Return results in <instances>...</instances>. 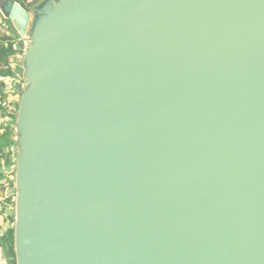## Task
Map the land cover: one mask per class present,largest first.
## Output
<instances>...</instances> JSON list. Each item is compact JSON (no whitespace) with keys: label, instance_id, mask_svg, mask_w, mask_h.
I'll list each match as a JSON object with an SVG mask.
<instances>
[{"label":"water","instance_id":"1","mask_svg":"<svg viewBox=\"0 0 264 264\" xmlns=\"http://www.w3.org/2000/svg\"><path fill=\"white\" fill-rule=\"evenodd\" d=\"M23 51L16 264H264V0H0Z\"/></svg>","mask_w":264,"mask_h":264},{"label":"trees","instance_id":"2","mask_svg":"<svg viewBox=\"0 0 264 264\" xmlns=\"http://www.w3.org/2000/svg\"><path fill=\"white\" fill-rule=\"evenodd\" d=\"M1 27V24H0ZM19 50L15 47V43L11 42V37L8 36L3 30L0 29V119L6 118L0 125V161L6 168H12L11 185L14 184L15 165H16V111H9L8 105V92L6 90L5 78L15 75V70L11 66L16 61V55ZM16 108L18 104L15 105ZM13 203L14 198L10 197L6 200ZM8 221L13 224L5 234L0 236V242L4 252L8 258L9 264H16L15 251H14V217L8 216Z\"/></svg>","mask_w":264,"mask_h":264},{"label":"crops","instance_id":"3","mask_svg":"<svg viewBox=\"0 0 264 264\" xmlns=\"http://www.w3.org/2000/svg\"><path fill=\"white\" fill-rule=\"evenodd\" d=\"M0 22L6 24L7 32L15 39L19 40V35L18 32L13 25V23L10 20H7L4 15L0 12ZM21 87H19L20 89ZM18 86L15 87V93H19ZM21 91V89H20ZM13 93V94H15ZM11 93L8 94V101L12 105H16L19 103L16 99L11 98ZM6 120V118H1L0 119V125L2 121ZM17 156V154H16ZM13 169L11 168H6L3 165V162L0 161V236L5 234L9 228L13 226L10 221H8L7 217L8 216H13L15 214V203H9L6 200L10 198L11 196H3L4 191L2 187H10L11 186V180H13V176L11 175ZM0 264H9L8 258L4 252V249L2 247V244L0 242Z\"/></svg>","mask_w":264,"mask_h":264},{"label":"built area","instance_id":"4","mask_svg":"<svg viewBox=\"0 0 264 264\" xmlns=\"http://www.w3.org/2000/svg\"><path fill=\"white\" fill-rule=\"evenodd\" d=\"M1 24V27L0 29L3 30L8 36L11 37V42H14L15 43V46H16V43H17V40H15L8 32H7V26L6 24L0 22ZM23 56V51H19V53L16 55V61L12 63V67L13 69L15 70V75L12 76V77H7L5 78V83H6V90L8 93H15V87L18 86V89L19 87H21L20 89L22 90L23 86H24V76H23V71L22 69H20L18 67V62L20 61L21 57ZM20 89H19V93H20ZM9 107V111L12 112V111H16L18 109V107L16 108V106L12 105L10 103V105H8ZM15 178V177H14Z\"/></svg>","mask_w":264,"mask_h":264},{"label":"rangeland","instance_id":"5","mask_svg":"<svg viewBox=\"0 0 264 264\" xmlns=\"http://www.w3.org/2000/svg\"><path fill=\"white\" fill-rule=\"evenodd\" d=\"M18 67H19L20 69L23 68V56L21 57L20 61L18 62ZM20 96H21L20 93H15V94H12V95H11V98H12V99H16L17 101H19ZM16 153H17V152H16Z\"/></svg>","mask_w":264,"mask_h":264}]
</instances>
